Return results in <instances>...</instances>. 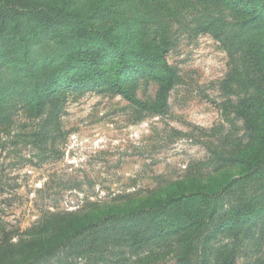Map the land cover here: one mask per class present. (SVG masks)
I'll use <instances>...</instances> for the list:
<instances>
[{"label":"trees","instance_id":"obj_1","mask_svg":"<svg viewBox=\"0 0 264 264\" xmlns=\"http://www.w3.org/2000/svg\"><path fill=\"white\" fill-rule=\"evenodd\" d=\"M155 1L0 0V106L21 99L26 113L46 125L57 121L69 91L104 88L164 111L176 74L164 59L170 39L162 23L150 26ZM182 1L220 13L202 14L200 29L238 55L243 84L255 81V91L234 108L247 142L234 154H217L238 167V176L179 181L163 196L128 206L48 212L0 238V264H104L164 240L175 264H235L240 253L252 252L251 241L264 242V222L256 227L264 215V0ZM130 76L157 80V100L137 98L122 80Z\"/></svg>","mask_w":264,"mask_h":264},{"label":"rangeland","instance_id":"obj_2","mask_svg":"<svg viewBox=\"0 0 264 264\" xmlns=\"http://www.w3.org/2000/svg\"><path fill=\"white\" fill-rule=\"evenodd\" d=\"M152 3L150 26L162 23L170 39L164 59L176 74L161 113L104 88L69 91L57 121L46 125L26 113L21 99L2 102L0 238L36 224L48 212L128 206L163 196L179 181L206 182L227 171L238 176V167L217 154H234L247 142L234 108L255 91V81L243 84L238 55L231 56L220 39L200 29L198 18L218 11L189 7L182 0ZM122 80L140 100H157V80ZM263 222L264 215L256 227ZM169 244L160 241L103 263L137 264L141 257L146 258L141 264H175ZM248 246L252 252L240 253L235 264H264V242L253 240Z\"/></svg>","mask_w":264,"mask_h":264}]
</instances>
